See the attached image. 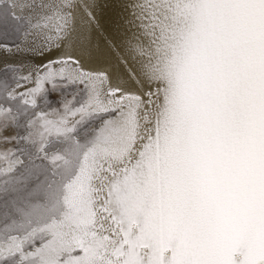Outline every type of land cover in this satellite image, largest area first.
I'll return each mask as SVG.
<instances>
[{
	"label": "snow or ice",
	"instance_id": "1",
	"mask_svg": "<svg viewBox=\"0 0 264 264\" xmlns=\"http://www.w3.org/2000/svg\"><path fill=\"white\" fill-rule=\"evenodd\" d=\"M0 36L40 57L0 80V264H264V0H0Z\"/></svg>",
	"mask_w": 264,
	"mask_h": 264
},
{
	"label": "bare ground",
	"instance_id": "2",
	"mask_svg": "<svg viewBox=\"0 0 264 264\" xmlns=\"http://www.w3.org/2000/svg\"><path fill=\"white\" fill-rule=\"evenodd\" d=\"M111 15L109 9L104 10L105 19H108ZM19 43L17 40L14 43L0 42V72L4 69L17 68V75L23 74L27 75L31 66H35L38 63L40 57L34 55L29 51L18 50L16 44ZM10 49V51L8 50ZM15 86L14 84L12 85ZM34 86V85H29ZM50 87V86H49ZM57 94V93H56ZM12 144L4 145L0 143V151L6 150L7 148H12ZM0 166H4L3 162L0 161Z\"/></svg>",
	"mask_w": 264,
	"mask_h": 264
},
{
	"label": "rangeland",
	"instance_id": "3",
	"mask_svg": "<svg viewBox=\"0 0 264 264\" xmlns=\"http://www.w3.org/2000/svg\"><path fill=\"white\" fill-rule=\"evenodd\" d=\"M16 41L17 40L14 37H12V36H9L7 40H5L3 36H0V42L14 43ZM9 69H13V68H9ZM14 69L18 70L17 68H14ZM14 75H17L16 72L14 73L13 71H8L7 72V76L5 77L4 71H1L0 72V80L7 79L8 82H9V84L10 85H13L12 84V78H13ZM52 96H55V97L58 98L59 97V94L58 93L57 94L56 93L55 94L50 93V98H52ZM12 146H14L12 148H15L16 147L14 144H12Z\"/></svg>",
	"mask_w": 264,
	"mask_h": 264
}]
</instances>
